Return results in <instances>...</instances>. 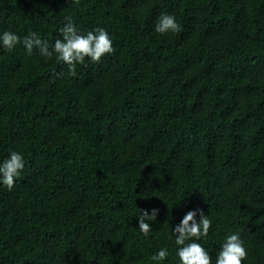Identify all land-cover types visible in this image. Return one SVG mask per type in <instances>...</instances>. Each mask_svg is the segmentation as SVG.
<instances>
[{"label": "trees", "instance_id": "obj_1", "mask_svg": "<svg viewBox=\"0 0 264 264\" xmlns=\"http://www.w3.org/2000/svg\"><path fill=\"white\" fill-rule=\"evenodd\" d=\"M161 13L181 30L156 32ZM69 18L114 49L75 76L0 42V161L25 162L0 183V264H180L173 230L198 209L212 264L231 234L264 264V0H0V34L50 50Z\"/></svg>", "mask_w": 264, "mask_h": 264}, {"label": "clouds", "instance_id": "obj_2", "mask_svg": "<svg viewBox=\"0 0 264 264\" xmlns=\"http://www.w3.org/2000/svg\"><path fill=\"white\" fill-rule=\"evenodd\" d=\"M78 3L79 0H71ZM181 26L176 22L174 16L161 13L157 19L155 31L161 34L167 32H179ZM60 39H56L54 45L50 46L48 41L42 40L36 32H30L24 37L16 33L5 30L0 34L2 46L11 51L17 44H23L26 54L31 56L33 49H38L39 53L50 58L55 54L58 61L68 65L70 75H76L77 64H83L85 58H90L93 63H97L101 58L114 51L112 40L108 31L104 28L97 27L93 30L82 32L69 18L67 23L60 27ZM25 167L23 156L12 151L9 157L0 161V183L12 190L15 184V178ZM199 211L200 219L197 221L196 215ZM159 209L141 210L137 217L138 227L142 233L147 235L151 230L149 221H155ZM212 221L203 213L202 209L190 210L182 218L181 222L174 228L175 244L178 245L177 256L180 264H212V258L209 253L196 241L201 237H206ZM247 250L239 234H231L225 238L220 250L217 253L215 264H242L247 258ZM168 256L165 248H161L153 254V261H163Z\"/></svg>", "mask_w": 264, "mask_h": 264}]
</instances>
